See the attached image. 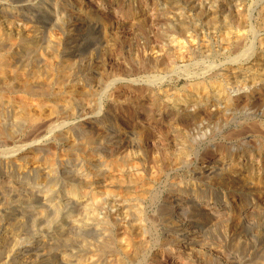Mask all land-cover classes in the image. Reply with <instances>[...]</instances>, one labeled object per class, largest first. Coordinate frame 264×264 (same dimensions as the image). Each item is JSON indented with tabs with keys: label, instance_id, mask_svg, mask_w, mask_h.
I'll return each mask as SVG.
<instances>
[{
	"label": "bare ground",
	"instance_id": "1",
	"mask_svg": "<svg viewBox=\"0 0 264 264\" xmlns=\"http://www.w3.org/2000/svg\"><path fill=\"white\" fill-rule=\"evenodd\" d=\"M191 1L197 4L196 0ZM31 3L32 0H28L22 4L20 3L21 5L17 3L18 5L14 4L17 6L0 7L1 16L3 14L8 20L12 21L18 17L19 23L22 22L21 30L19 29L17 35L11 33V29L6 31L4 26L0 29V155L5 157L1 158L0 161H3L7 169L6 173L0 174V264H144L145 255L142 260H140V257L145 253V238L137 234L130 235L126 233L127 238L120 237V240L116 241V251L111 248V250L108 249L107 254H99L97 249V251L94 250L96 253L92 251L91 253L83 252L84 254L80 250V254L67 251L70 242L75 243V245L81 243L79 247H83L82 244L88 243V238H98V241H96L100 243L98 245H104L101 246V250L102 247L109 246L108 242L104 243V237H107L105 234L107 231L106 226L110 219L120 223L121 220H118L122 218L120 216H126L127 218L131 215H137V219L132 221L135 223L132 226L142 229L146 220H143V212L140 209H143L142 205L144 203L142 204V202L145 201L148 193L145 192L146 189L143 187L140 194L128 199L107 189L111 183L102 189L98 186L101 183L93 181L95 179H92V177L90 179V175L80 174L82 170L76 169L79 174L70 173V170L65 167L69 165L64 157H61V164H57L60 155L78 151L83 155L82 161L84 160L89 168L97 169L95 173L97 176H103V179L111 172H116L122 177L124 184H126L127 179L133 187L140 185L143 181L144 168L139 160L134 159V161L128 162L123 157L126 152L115 150L117 149L115 144L120 136H117V134L116 136L112 135L110 133L111 128L103 126L100 118H88L87 116L90 112L91 100L82 98L80 94L83 91H93L101 87L102 80L98 78L100 72L90 70L89 72L76 73L77 71L73 67H65L61 64L55 66L48 63L45 68L38 67L35 64L38 60L39 51L49 46L44 36L49 25L46 19L59 22L64 12L65 15L70 14L72 20L64 29L65 37L70 40L67 48L69 56L66 62L79 58V56L74 55L78 49L75 44L78 42L79 36L77 33L78 28H80L78 18L73 19L74 13H76L75 10L73 7L66 5V8L63 6L62 8V4L60 5L61 8L58 4L56 5L58 8L53 9L49 2H47V5L43 4L42 8L35 9V5ZM110 5L114 6L115 3L112 2ZM169 5L171 6V3ZM173 10L174 12L180 11L176 8ZM162 14L157 12L152 16V18L156 17L154 18L156 22L155 20L154 22L158 23L157 25L161 24ZM118 15H122L124 19L132 18V16H128L129 14L123 12ZM149 18L146 16L145 19L143 18L146 28L149 27V23L152 21ZM132 19L134 21V18ZM138 22L134 21L132 23L137 24ZM256 22L258 24L257 28L264 30V8L258 14ZM29 23L32 26H29ZM249 23H251V20L247 11L241 12L237 19L233 17L217 18V23H210L217 26L214 30L219 28L217 30L222 31L223 34L225 33L224 35H229H226L229 38L222 39L223 43L218 48L220 50L217 51L216 59L215 56L213 57L215 60L220 59L221 61H228V63L221 62L217 64L209 61V63L197 65L195 62L198 67H203V70L199 69L201 72L200 78L194 79L195 82H188L187 86L179 93H173L171 90L172 93L170 91L166 92L164 97L171 96L169 100L172 97L177 100L181 99L180 102H176L175 99L174 102L170 100L174 106H169L167 109L171 112L174 111L173 113L189 112L197 117L210 113V115L225 123V126H228L233 120L232 108L244 102H261L264 90H260V87L262 85L264 87V78L260 79L259 76L254 75L249 78L251 79L250 82H242L241 85L235 86L233 84L228 85L231 88H228L225 84L232 77L240 79L247 72L251 74L253 70L255 71L262 66L263 60L261 61L258 58L261 54L254 56L257 50L254 52L253 46L247 47L248 50H246L247 36L253 31V29H250ZM5 25L8 28V23ZM184 26L173 27L171 29L173 32L170 30L168 32L171 33L166 35H164V32L159 33L153 45H155L154 48L160 54V57L144 61V66L140 68L142 71L145 70L150 73L151 77L162 76L181 70L180 60L183 61L187 57H190V60H195L197 57L210 58L205 56V53L209 52V42L207 43L208 46H205L199 38L201 29L198 26L191 25V29L189 26ZM190 30L195 33L193 38L200 45H198L197 50L188 47L186 54L180 55L181 59H179V57L177 58L172 54L167 43L168 41H170L169 43L184 41L187 44ZM181 44L183 43L181 42ZM70 45L75 46L72 48ZM60 48L63 47L60 46ZM71 49H75V52H71ZM56 57L54 56V60ZM238 60L243 61V67L241 66L242 68L239 71L232 70L230 66L226 65L230 64L229 61L233 64L237 63ZM123 71L125 74H130L131 71H139V68L129 66L125 67ZM196 71L198 72V70ZM242 79L244 80V78ZM149 85H151L150 82ZM151 92L154 91L147 89L145 94L147 97L152 95L151 98H154L153 101L150 99L151 105L146 107L145 110L147 116L153 120L155 117H161L164 114L165 105L158 94L155 92L151 94ZM18 94L19 97L16 98ZM45 111L49 113L47 122L42 116ZM85 115L87 118H85ZM72 117H84V120L78 125L79 130L76 128L79 131V136L75 135L72 132L73 130L63 131L59 129L62 122ZM255 118H259L261 123V120L264 119V109L255 114ZM44 126L45 129H43ZM262 130L264 131V129ZM30 132L33 133L32 135L46 132L52 136H57V139L68 141V143L70 137H76V139L72 141V144L69 143L67 147L60 149V153L49 156L51 152L49 146H47L48 144L43 145V141L38 140V136L33 138L31 135L28 140L26 139L21 144L23 135ZM206 135L204 136L206 137ZM218 135L215 139H208L209 142H207L212 145L204 152L193 155L190 152L181 151L166 164L162 161V158H165L162 156L159 157L162 161L161 164L158 163L159 158L152 163V167H149L151 164H148L147 167L150 168L151 176L154 178L162 170L168 169L177 172L185 164H196L189 166L192 188H188L185 191L186 193L170 196L167 202L168 205L166 204L170 211L169 220L174 221L177 219L178 221V217L185 214L194 216L195 220L187 219L173 222V231H170L166 239L171 245L176 243L184 247V250L190 251V256L196 258V261H194L196 264H254L253 259H247L242 256V253L251 250L254 247L252 245H258L259 249L264 251V235L257 238L255 235L247 233L251 229V219L260 214L264 215V206L258 201L259 194L264 190V178L260 174L264 163L261 161L259 163L260 168L257 169L253 157L250 160L241 158V160H247L245 162H242L243 160L235 162L232 158L223 156V151L226 150L227 145L232 144L235 138L245 145H250L252 139H257L256 143L261 145L259 138L263 137V134L258 126L243 129L229 137L222 138L225 144H217L216 141L220 140L219 137L222 136L218 137ZM37 143L38 145H36ZM30 148H32L33 154L27 156V151ZM102 152H104L103 156ZM96 154L100 156L98 157ZM8 155L9 158H7ZM10 156L14 157L10 158ZM120 157L123 158L120 159ZM260 159L262 160V157ZM29 163L32 165L30 166ZM13 166H16V168L9 170ZM71 166L69 167L72 170ZM146 170L145 167L144 172ZM226 173L244 178L237 181L235 177L234 179L228 177L225 181H221L220 178ZM52 175H63V177L71 175L66 177L67 179L71 178L70 187L63 189L62 192L57 191L58 195H53L48 184L49 181L53 180H51ZM88 178L90 180H87ZM104 182L107 181L104 180ZM229 191L233 193L232 196L228 194ZM233 200L238 201L240 207L236 217L233 216L231 211ZM103 204L106 205L103 210L107 216L102 217L99 212L100 207L104 206ZM133 209L136 214L132 213ZM61 214H65L66 218L63 221L59 219V226L52 232L53 234L46 235L37 232L35 236L30 237L29 231L26 230L29 225L35 223L43 225L50 215H55L58 218L62 217ZM235 220L238 221L239 227L235 225ZM55 222H57L56 219ZM165 222L172 223L168 220ZM218 223L227 227L234 224L240 233L227 234L223 240L218 241V244L207 242L205 239L207 233L216 228ZM243 232L246 233L245 237L242 236ZM73 245L70 246V249ZM142 247L144 249L141 251ZM81 251H83V248ZM257 262L264 264V256Z\"/></svg>",
	"mask_w": 264,
	"mask_h": 264
},
{
	"label": "rangeland",
	"instance_id": "2",
	"mask_svg": "<svg viewBox=\"0 0 264 264\" xmlns=\"http://www.w3.org/2000/svg\"><path fill=\"white\" fill-rule=\"evenodd\" d=\"M21 1L22 0H1L0 7H10V5L17 6L18 4L21 5L28 0H23L22 2ZM198 1H200L199 4ZM47 2L51 4V8L53 9L58 8V6L56 5L59 4V8H61L62 6L65 7L66 5L73 7V9L75 10L76 13H74L75 15L73 19L78 18L77 21H79L80 23V28H78L77 33L79 36L78 42L77 44H75L78 49L76 48V52L75 49H71V52H75L74 55L77 57L79 56V58L74 61L66 62L69 56L67 48L69 47L70 40L65 37L64 29L72 20L71 16H69L70 14L65 15L64 12L59 22L46 19V22L49 25L45 30L46 32L44 33L43 31V33L49 46L39 51L40 53L38 54V60L35 63L36 66L45 68L47 67L48 63H52L55 66H60L59 64H61L65 67H73V69L77 71L76 73L89 72L90 70L99 71L100 75L98 76V78L102 80L101 87L93 91L86 90L83 91L82 94H80L82 95V98L91 100V103L89 105L90 112L89 114H87V116L88 118H100L103 126L111 128L110 133L112 135L116 136L117 134V136H120L117 143L115 144V146H117V149L115 150L126 152V157L125 155L123 156L124 159H126L128 162H131L132 160L134 161V159L139 160L144 168L143 170L145 171V167L147 168L146 172L143 171L142 183L133 187V185L129 183V180L127 179L126 184H124L122 177L116 172H111L104 179L103 176H97V174L95 173L97 169L95 170L92 167L89 168L87 166V163L84 160L82 161L83 155L80 154L81 152L78 153V151H73L74 153L69 152L64 155H60V157L57 159L59 160L57 162L58 165L61 164V157H64V159L67 160H65L66 163L69 166L72 165V170L69 166H65L68 170H70V173L77 174L79 172L78 170H82L80 174L84 173L85 176L90 175V179L92 177V179H95L93 181L101 183V185L98 184V186H100L102 189L107 184L111 183L107 187V189H110L111 191H113V193L120 194L128 199H132L133 196H137L138 194H140L143 187L146 189L145 192L148 193L145 201L142 202V204L144 203V205L141 204L143 206V209H140L143 212V220H146L144 222L145 224L143 223L144 225L142 229H138L132 226L135 224L132 221L137 219V215H131L127 218L126 216H120L122 217H119L120 219H118L121 220L120 223H117L114 220L112 221V219H110L109 222L107 220V231L105 233L107 237H104V243L108 242V245L110 244L109 246L102 247L101 250V246L103 244L99 246L100 243L96 242L98 241V238H88V243L82 244L83 247H79V244L81 243H77L76 246L75 243L70 242V244H74L75 247L73 245V247H71L73 249L72 250L70 249L71 245L68 244L69 246H67L69 247V249L67 251H72L71 253L74 252L75 254H80V252H95L94 250L97 249V253L107 254V252H109L108 249L111 250L112 248L113 251H116V241H119L120 237H126V233H129L130 235H141L143 238H145V253L142 255V257H140V260H142L143 256L145 255V262L143 261L144 264H196L194 263V261H196V258L190 256V251L184 250V247L179 246V244L177 245L176 243L174 245H171L166 239L167 236H169L170 231H173V222L177 221V219L174 221L169 220L170 211L169 207L167 206L168 199L172 195L181 194L183 192L186 193L185 191L188 190V188H192V177L190 175L189 166H194L196 164H185L181 167L180 171L177 172H172L168 169H165L164 171L162 170L156 178L151 176L149 167H152V163H154L160 156L165 157L162 158V161H164V164H166L172 157H174L181 151L190 152L193 155L204 152L209 148V146L212 145L208 143L209 140L215 139L219 133L220 135H218V137L221 135L222 136L219 137L220 140L215 141L217 142V144H225V142H223L222 140V138H225V136L229 137L233 133H236L243 129H250L258 126V129H260L263 134V137L259 138V141H261L260 143H262L261 145H258L256 143L257 139H252L250 145H245L242 141L240 142V140H236L235 138L232 144L227 145V151H223V156L232 158L235 162L242 161L243 159L241 160V158L250 160L253 157L255 159L256 168L259 169V163L261 161H263L264 163V139H262L264 138V131L262 130L264 129V119L261 120L260 123L259 118H255V114L264 109V93L262 94L263 97L261 102L259 103L244 102L243 104L241 103L239 104V106L237 105V107L235 106L234 108H232L233 120L231 121V123H229L228 126H225V123L219 121L218 119L210 115V113L202 117L194 116L189 112L173 113L174 111L171 112V110L167 108L169 106H174L172 102H174L175 98L172 97V99L170 100L173 101L171 102L169 100L171 96H168L166 98L164 97V94L170 90L173 93H179L184 89V87L187 86L188 82H195L196 79L200 78L201 72L199 71V69L203 70V67H198L197 65H202L207 62L209 63V61L215 62L217 64H220L221 62L228 63V61L215 59L218 55L217 51L220 50L218 48L220 44L223 43L222 39L229 38L227 37L229 35H224L225 33L223 34L222 31L217 30L219 28L214 30L217 26L210 23H217V18L224 19L226 17H233L237 19V17H239V14L243 11L248 12L251 20V23H249L250 29H253V31L250 32V34H248L247 36L248 43L246 46V50L253 46L252 48L254 49V52L257 50L255 53L253 52L254 56H258L261 54L258 58L261 59V61L263 60L261 64L262 66L258 67L257 70H255L256 72L253 70L251 74H248L247 72L245 75H243L244 77L241 76L242 78H244V80L242 78L238 79L232 77V79L227 81L225 84L226 86L232 84L234 86L241 85L242 82H250L251 79L249 78H252V76L254 75L259 76L260 79H263L264 53L262 54V52H264V30L257 28L258 24L256 22V19L258 18V14L264 8V0H196L197 4L193 3V1L191 0H32L31 4L35 5V9H39L42 8L41 6H43V4L47 5ZM112 2L115 3L114 6L110 5V3ZM168 2L171 3V6L169 5L170 3L168 4ZM175 8L176 10L179 9L180 11L174 12L173 9ZM209 10L211 11L210 13L208 12ZM122 12L124 14L127 13V15L129 14L128 16H132V18H134V21H139L140 23H132L134 22L132 18L124 19L122 15H118L120 13L122 14ZM138 12L141 13L139 14ZM157 12L161 14L163 13L162 20L160 22L161 24L159 25H157L158 23H155L156 20L154 18L156 17L154 16L152 18V16L154 14H157ZM145 16L150 17L149 20L153 21H151L152 24L151 22L149 23L151 26L148 24L149 27L147 28L145 27L144 22ZM16 19H13V21L10 19L8 20V18L3 16V14L2 16L0 14V29H2L4 26V29H6V31H9L11 29V33L17 35L19 29L21 30L22 22L19 23L20 20L18 19V17ZM6 23H8V28L5 25ZM153 23L154 27L152 28ZM182 25H185L184 27L189 26L190 29L192 28L191 25L198 26V28L201 29L199 32L201 36H199V38H201L200 41L202 44H204L205 46L209 45V52L207 51L205 53V56H209L210 58L203 57L202 59V57H197L195 60H190V57H187L183 61L180 60L181 62L179 65L181 66V70H177L178 72L175 71L176 73L173 72L170 74H164L162 76L158 75L156 77H151L150 73H147L145 70L142 71V69L140 68L144 66V61L154 60L160 57V54L154 48L155 45H153L159 33L164 32V35L169 34L171 32L168 31H170L173 27L178 28V26L180 27ZM29 26L32 25L30 24ZM188 34L187 44L184 41H181L183 44H181V42L179 43V41H175L174 43H169L170 41H168L167 43L168 47L172 51V54L174 56H177V58L179 57V59H181V56L186 54L188 47L197 50L198 45H200V43L198 44V41L194 40L193 38L195 37V33L190 30ZM164 35L163 38L165 37ZM75 45L70 46L73 48V46ZM60 46H62L63 48L61 49ZM214 52H216V55L214 54ZM54 56H57L55 60ZM244 57L246 58L247 56ZM241 61L242 60H238L237 63L233 64L231 61H229L230 64L226 65L230 66L232 70L235 69L239 71L240 68L243 67V61ZM195 62L197 63V65ZM128 65L132 68L137 66L139 68V71H131L130 74H125L123 69L125 67H129ZM196 70H198V72ZM149 82L151 85H149ZM237 82L241 83L238 84ZM152 85L154 88L152 87ZM262 86L260 87V90H264V87ZM146 88L151 89L156 94H158V97H161L165 105V109L163 110L164 114L161 117H155V119L153 120L147 116L145 110L146 107L151 105V100L153 101L154 99L151 98L152 95H148V97L145 96L147 92ZM228 88H231V86H228ZM260 90L258 91L260 92ZM154 92H151V94H154ZM18 97L19 94L16 95V98ZM175 101L180 102L181 99H175ZM42 116L46 121L48 120L49 113L45 111ZM87 116L85 115V118H87ZM82 120H84V117H72L70 119H67V121H64L66 123L62 122L59 129L63 131L73 130L72 132H74L75 135L77 134L79 136L78 125ZM45 126L43 129L46 128ZM76 128L78 130H76ZM32 134L33 133L30 132L26 134L28 136L23 135V137L21 138V144H23L26 139L28 140V138H30ZM204 135H206L207 138ZM37 136L39 137L38 140L40 139L43 141V145L48 144L47 146H49V151L51 152L50 155L48 154L49 156L60 153V149L67 147L69 143L72 144V141L76 139V137H70L68 143V141L57 139V136H52L51 134H47L46 132H42L38 135H32L33 138ZM36 145H38V143ZM32 154V148H30L27 151V156H31ZM103 154L104 152H102V156ZM96 155L98 157L100 156L99 154ZM1 156L2 155H0V159L5 158ZM13 157L14 156H10V158ZM123 157H120V159H122ZM261 157L262 160L260 159ZM7 158H9V155ZM79 158L81 159V161ZM162 161L161 158H159L158 163L161 164ZM245 161L247 160H243L242 162ZM0 162L3 163V161ZM1 163L0 174L6 173V166L4 165V163ZM148 164L151 165L147 167ZM29 165L31 166L32 164L29 163ZM263 167H261L262 170H260V174H262V177L264 178ZM14 168H16V166H13V168H9V170H12ZM60 168L62 169V167ZM227 173L224 174L222 178H220L221 181H225L228 177H231L233 179L235 177V179L237 178V181H240V179L244 178L236 177L231 173ZM70 176L71 175H66L64 177L63 175H52L51 180H53L49 181L48 184L49 190L53 193V195H58L57 191L62 192L63 189L70 187L71 178H66ZM89 178L87 180H90ZM104 180L107 182H104ZM261 192L262 193H260L259 196L257 195L259 197L258 201L262 206H264V190ZM228 194L230 196L233 195L231 191H229ZM104 207H106V205L100 207L101 210L99 212V215L102 217L107 216V214L103 210ZM239 208V202L233 200L231 208L233 216L236 217ZM132 213L136 214V211L133 209ZM63 215L62 217L60 216L58 218H56L55 215H50L48 217V220L43 223V225L39 223L31 224L29 225L30 227L28 226L26 228V230L29 231L28 234L31 235L30 237L35 236L37 232L51 235L53 234L52 232L59 226V219H62L63 221L66 218L65 214ZM55 219L57 222H55ZM187 219L194 221L195 217L189 214L178 217V221ZM166 220L171 221L172 223L165 222ZM250 222L251 229L247 233L255 235L257 238L262 237L264 235V215L262 216L260 214L259 216L253 217ZM235 225L239 227L237 220H235ZM235 225L233 224L232 226L227 227L223 224L218 223L216 228L207 233L205 238L206 241L209 243L218 244V241L223 240L227 234L232 235L236 232L240 233L238 232ZM47 232H49L50 234ZM242 236L245 237L246 233L243 232ZM93 245L95 248L93 247ZM252 246L254 247L248 252L242 253V256L246 257L247 259H253V261H255L254 264H260L257 261H259V259L264 256V251L260 250L258 245ZM144 247H142L141 251L144 249ZM82 248L83 251H81Z\"/></svg>",
	"mask_w": 264,
	"mask_h": 264
}]
</instances>
